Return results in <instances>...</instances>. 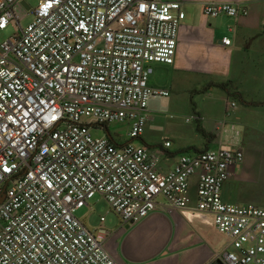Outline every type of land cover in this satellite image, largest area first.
Segmentation results:
<instances>
[{"label":"built area","instance_id":"1","mask_svg":"<svg viewBox=\"0 0 264 264\" xmlns=\"http://www.w3.org/2000/svg\"><path fill=\"white\" fill-rule=\"evenodd\" d=\"M203 13L248 15L229 3ZM184 19L180 3L164 0H40L35 9L0 0V30L16 31L0 45V264H118L105 218L91 230L76 211L96 195L127 224L152 214L159 196L185 211L195 176L196 210L233 246L208 264H264V207L223 199L242 150L183 154L163 172L146 147L92 132L129 122L131 139L144 135L150 101L170 95L149 84L153 66L174 64ZM236 107L226 102V118Z\"/></svg>","mask_w":264,"mask_h":264},{"label":"crops","instance_id":"2","mask_svg":"<svg viewBox=\"0 0 264 264\" xmlns=\"http://www.w3.org/2000/svg\"><path fill=\"white\" fill-rule=\"evenodd\" d=\"M164 1L180 3L185 19L174 64L154 65L149 84L170 95L150 101L142 137L118 143L110 131L112 124L101 126L102 137L118 146L137 140L158 155L163 172L172 170L183 154L240 149L244 160L230 169L223 199L254 204L247 196L253 191L250 184L259 182L264 172L260 161L264 157V0ZM207 3H229L246 9L248 15L209 18L203 13ZM224 38L231 39L230 46L223 44ZM227 101L237 103L228 118ZM122 124L129 136V122ZM196 194L195 176L187 210H169L159 196L157 209L140 223L127 224L117 216L109 225L107 244L117 263L208 264L218 254L233 251L232 241L215 228L213 216L196 210ZM101 218L106 226L107 218ZM99 225L100 220L86 226L95 230Z\"/></svg>","mask_w":264,"mask_h":264},{"label":"rangeland","instance_id":"3","mask_svg":"<svg viewBox=\"0 0 264 264\" xmlns=\"http://www.w3.org/2000/svg\"><path fill=\"white\" fill-rule=\"evenodd\" d=\"M27 4L30 6L31 9H35L40 0H26ZM33 21V13L31 12L29 16L25 18L23 21V26L30 24ZM16 33L15 28L10 26L7 30H0V45L7 41L10 37H12ZM110 131L114 134L115 140L118 143H124L126 141H130V137L127 134V128L125 124L118 123L112 124ZM92 132L95 137H102L103 135V128L101 126H92ZM120 134V136H117ZM134 145H139L140 143L135 140L132 142ZM260 161L264 162L263 159L260 158ZM259 182H254L251 185V189L247 196L249 200L254 202V205L259 207H264V172H262L261 176L258 177ZM256 203V204H255ZM253 204V203H251ZM90 207H93V212L90 211L89 207H84L80 210H77L75 216L80 219L85 225L92 226L94 224L99 223L100 216L105 215L107 218L106 228L109 229V225L115 221L116 217L118 216L115 214L110 207L108 206L106 200H104L100 195H96L92 200L89 202ZM119 217V216H118Z\"/></svg>","mask_w":264,"mask_h":264},{"label":"water","instance_id":"4","mask_svg":"<svg viewBox=\"0 0 264 264\" xmlns=\"http://www.w3.org/2000/svg\"><path fill=\"white\" fill-rule=\"evenodd\" d=\"M5 189H6V186L4 187V191L2 193V196L0 197V203H2L4 201Z\"/></svg>","mask_w":264,"mask_h":264}]
</instances>
